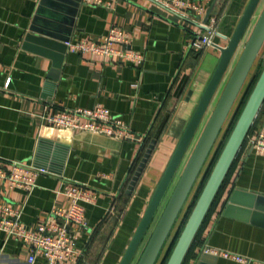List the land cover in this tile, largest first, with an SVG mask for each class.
<instances>
[{"label":"crops","instance_id":"obj_1","mask_svg":"<svg viewBox=\"0 0 264 264\" xmlns=\"http://www.w3.org/2000/svg\"><path fill=\"white\" fill-rule=\"evenodd\" d=\"M184 1L202 3L206 20L215 0ZM40 3L0 0V160L26 162L46 171L31 193L0 182V202L18 211L22 222L34 229L51 219L54 210L70 208L62 193L67 183L85 186L96 201L86 205L89 227L78 232L81 256L75 263L63 264H120L218 66L221 52L217 46H227L226 38L233 35L249 0H217L209 18H218V36L214 47L201 53L189 48L190 41L202 34L201 28L150 0H116L111 8L94 0H83L76 8L51 0L46 7L43 19L63 27L73 23L71 43L103 41L112 29L128 33L129 49L143 56L142 63L27 43ZM96 106L122 119L137 139L56 129L46 120L57 111ZM262 127L264 117L255 131ZM153 141L154 149L134 186ZM237 190L264 196V154L251 150L248 142L185 264H239L216 255L203 258L206 247L264 261V227L226 214L229 198ZM243 217L249 219L248 214ZM30 255V247L0 232V264H30Z\"/></svg>","mask_w":264,"mask_h":264},{"label":"water","instance_id":"obj_2","mask_svg":"<svg viewBox=\"0 0 264 264\" xmlns=\"http://www.w3.org/2000/svg\"><path fill=\"white\" fill-rule=\"evenodd\" d=\"M57 1L70 3L76 8L83 0ZM150 1L155 2L153 0ZM50 2L51 0H41L40 7L38 8L37 15L30 27V34L27 36L26 42H32L37 46L47 47L51 50L60 49L66 51L68 50L66 43L70 41L73 23L69 24V26L63 27L54 23L52 20L43 19L42 16H45V9ZM216 2L217 0L212 4L206 20L209 19ZM262 2L263 0H249L233 35L231 38H226L228 39L227 46H217L221 52L218 66L152 195L143 218L141 219L120 264H134L139 251L153 227L168 192L174 185L175 179L179 174L188 153L193 147V143L201 130L211 103L214 100L225 75L233 64L235 56L239 52ZM74 12L75 9L73 10V13ZM263 47L264 5L136 264H158L177 221L179 220L214 146L241 92L243 91L245 84L247 83ZM263 106L264 68L262 69L217 161L212 168V171L185 222L166 264L185 263L193 243L196 240L235 161L239 157ZM154 145L155 141L152 142V145H150L147 150L145 158L140 164L138 172L133 179L132 185L135 186L139 180L143 168L154 149ZM233 212H238L239 214L235 216ZM226 214L232 215L241 220L249 221L257 226L264 227V196H257L237 190L229 198L228 211ZM245 214L249 215V219H244L243 216H245ZM209 257L217 258L208 253H205L203 258Z\"/></svg>","mask_w":264,"mask_h":264},{"label":"built area","instance_id":"obj_3","mask_svg":"<svg viewBox=\"0 0 264 264\" xmlns=\"http://www.w3.org/2000/svg\"><path fill=\"white\" fill-rule=\"evenodd\" d=\"M116 0H94L97 5L111 8ZM171 13L195 23L201 30L189 43L195 53L214 47V38L218 36L217 17L204 20L206 7L202 3L184 0H153ZM130 35L118 29H112L103 41H79L66 43L71 52L91 54L105 59L118 58L132 63H142L143 56L129 49ZM10 80L7 82L8 86ZM48 124L56 129L93 132L121 140H135L136 134L120 118L102 107L93 109H67L57 111L46 118ZM248 146L257 154H264V127L248 137ZM44 169H38L26 162L13 161L4 163L0 160V182L11 189L31 193L37 187V179ZM0 183V191H1ZM70 208L65 211L56 209L51 219L29 229L18 211L0 202V232L8 239H14L30 247V264L75 263L81 256L78 248V232L89 227L86 219V205L96 201V195L85 186L67 183L63 190ZM205 253L221 256L239 264H264L252 258L206 247ZM41 261H39V259Z\"/></svg>","mask_w":264,"mask_h":264},{"label":"rangeland","instance_id":"obj_4","mask_svg":"<svg viewBox=\"0 0 264 264\" xmlns=\"http://www.w3.org/2000/svg\"><path fill=\"white\" fill-rule=\"evenodd\" d=\"M263 5H264V0H263L262 5L259 9V12L257 13V15L254 19L253 27H254V24H255L258 16H259L261 10H262ZM253 27H251V30ZM251 30L249 31V35L251 33ZM263 68H264V47H263V49L259 55V58L255 64L248 80H247V83L245 84L243 91L241 92V94H240V96H239V98H238V100H237V102H236V104H235V106H234V108H233V110H232V112H231V114H230V116H229V118H228L217 142H216V144H215V146H214V149H213V151H212V153H211V155H210V157H209V159H208V161H207V163H206V165H205V167H204V169H203V171H202V173H201V175H200V177H199V179H198V181H197V183H196V185H195V187L191 193V196H190L187 204H186L185 208L183 209V212H182L179 220L177 221V224H176V226H175V228L171 234V237H170L161 257H160L158 264H162L164 261H166V258L168 257L171 249L173 248V245L176 241V237H178V235L180 234L186 219L190 215V211L192 210V207L194 206L197 198L199 197V195L202 191V188L204 187L206 180L208 179V175L210 174V172L213 168L215 161H217L216 160L218 157L217 155H218L219 151H221L220 149L225 145V143H226V141L230 135V132L232 131V129L236 123V120H237V118L241 112V109L244 106V104L246 103V101H247V99H248V97H249V95H250V93H251V91L255 85V82H256V80H257L258 76L260 75ZM201 131H202V128L199 131L198 136L200 135ZM190 151L192 152V148ZM191 152L189 153L187 160H188ZM185 164H186V162H185ZM185 164H184V166H185ZM184 166H183V168H184ZM183 168H181V172L183 171ZM181 172H180V174H181ZM180 174H179V176H180ZM179 176H178V178H179ZM178 178L176 179L175 184H176ZM174 185H173L172 189L174 188ZM172 189H171L170 193L172 192ZM167 201H168V199H167ZM167 201H166V203H167ZM166 203H165V205H166ZM165 205H164V207H165ZM164 207H163V209H164ZM162 210H160L161 212L159 213V216H157L156 221L154 222L153 227L151 228V231L149 232L145 243L143 244L141 250L139 251L134 264H136L138 258L140 257L142 250L145 247L146 242H147L151 232L153 231V229H154V227H155V225H156V223H157V221H158V219L162 213Z\"/></svg>","mask_w":264,"mask_h":264},{"label":"trees","instance_id":"obj_5","mask_svg":"<svg viewBox=\"0 0 264 264\" xmlns=\"http://www.w3.org/2000/svg\"><path fill=\"white\" fill-rule=\"evenodd\" d=\"M259 77V76H258ZM258 79V78H257ZM257 81V80H256ZM256 83V82H255ZM245 105V104H244ZM244 107V106H243ZM243 107H242V109H243ZM242 109H241V111H242ZM264 117V106H263V108H262V110H261V112H260V114H259V116H258V118H257V120H256V122H255V125L253 126V128H252V130H251V132H250V134H249V136L250 135H252V133L255 131V129L258 127V124L260 123V120L262 119ZM238 119V118H237ZM237 121V120H236ZM231 133V132H230ZM247 141H248V138H247V140H246V142H245V144L247 143ZM224 147V146H223ZM223 147L220 149L221 151H222V149H223ZM221 151H219V153H218V157H219V155H220V153H221ZM240 155V154H239ZM218 157H217V159H218ZM216 159V160H217ZM216 162V161H215ZM236 162V161H235ZM215 164V163H214ZM235 164V163H234ZM214 166V165H213ZM234 166V165H233ZM212 171V170H211ZM211 173V172H210ZM210 175V174H209ZM209 175H208V177H209ZM229 176V175H228ZM178 178V175H177V177H176V179ZM176 179H175V181H176ZM227 179H228V177H227ZM227 179H226V181H227ZM207 181V180H206ZM226 181H225V183H226ZM225 183H224V185H225ZM174 184H175V182H174ZM224 185H223V187H224ZM175 186V185H174ZM173 187V186H172ZM172 187H171V189H172ZM223 187L221 188V190H220V192H219V194H218V196H217V198H216V200H215V202H214V204H213V206L211 207V209H210V211L212 210V208L214 207V205H215V203H216V201H217V199L219 198V196H220V194H221V192H222V189H223ZM170 189V190H171ZM203 189V188H202ZM173 190V189H172ZM168 194H169V192H168ZM168 194H167V196H166V198H165V200L167 199V197H168ZM170 195H171V193H170ZM170 197V196H169ZM169 197H168V199H169ZM164 203V202H163ZM162 206H163V204H162ZM162 206H161V208H162ZM193 208V207H192ZM161 210V209H160ZM163 211V210H162ZM210 211H209V213H210ZM160 212V211H159ZM191 212V211H190ZM207 219V218H206ZM187 220V219H186ZM186 222V221H185ZM205 223V222H204ZM184 225H185V223H184ZM204 225V224H203ZM184 227V226H183ZM203 227V226H202ZM183 229V228H182ZM202 229V228H201ZM182 231V230H181ZM200 232H201V230H200ZM200 232H199V234H198V236H197V238H196V240L194 241V243H193V246H192V248H191V250H190V252H189V254H188V256H187V258H186V260H185V262L188 260V258H189V256H190V253L192 252V250L194 249V247H195V245H196V242L198 241V239H199V236H200ZM181 233V232H180ZM180 235V234H179ZM179 235H178V237H179ZM178 237H176V241H177V239H178ZM176 241H175V243H176ZM175 243H174V245H175ZM174 245H173V247H174ZM173 249V248H172ZM172 249H171V251H172ZM171 251H170V253H169V255L171 254ZM169 255H168V257H169ZM168 257L166 258V261H164L162 264H166V262H167V260H168ZM185 264V263H184Z\"/></svg>","mask_w":264,"mask_h":264}]
</instances>
